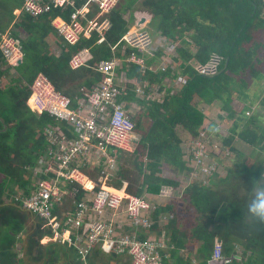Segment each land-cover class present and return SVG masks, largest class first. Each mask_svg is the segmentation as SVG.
Returning <instances> with one entry per match:
<instances>
[{
    "label": "trees",
    "instance_id": "1",
    "mask_svg": "<svg viewBox=\"0 0 264 264\" xmlns=\"http://www.w3.org/2000/svg\"><path fill=\"white\" fill-rule=\"evenodd\" d=\"M84 2L77 0L76 6ZM135 4L154 14L157 29L175 45L173 64L156 67L163 61L164 48L141 50L123 39L131 24L127 14ZM19 7H23V0H0V43L5 29L16 19L11 31L22 39L24 50L23 62L13 65L0 48V80L7 71L16 68L22 83V87L0 86V263L85 264L73 244L52 240L54 234L47 220L33 215L23 207L22 201L16 200L17 196H31L42 179L56 177L53 171H38L43 161L52 158L49 130L60 128L71 138L77 136L72 124L47 112L31 110L28 99L37 75L44 72L57 89L70 95L76 104L84 96L82 88L91 90L103 81L104 74L98 70L97 63L101 59H121L122 64L117 69L128 81L120 100L128 110L131 101L141 105L135 115L131 114L137 121L135 131L141 135L137 149L131 153L110 148L107 154L82 157L81 162L74 160L72 167L80 168L96 182L103 178L107 187L117 193L142 196L145 187L149 192H158L166 182H157L154 174L163 161H171L176 151L179 156L176 164L179 162L186 167L183 155L180 156L181 140L176 127L181 126L192 136H198L205 117L200 102L223 99L224 107L235 111L230 107L233 89L238 85L247 87L248 77L264 78V0H120L111 11L96 19L97 22L103 18L110 20V27L101 32L87 28L88 19H94L99 13L97 6L91 5L87 17H80L87 27L75 43L53 24L58 16L70 21L75 9L72 5L52 4L51 9L40 15L24 9L18 17L15 10ZM101 36L104 39L98 42ZM84 49L90 51L91 57L73 68V56ZM133 52L144 57V68L127 60ZM213 54L220 56L217 71L200 72L197 66L209 62ZM3 65L6 67L2 68ZM168 76L180 82L178 89L165 88L164 79ZM138 85L144 88L143 92L136 89ZM154 90H164L163 96L148 97ZM248 107L250 105L246 104L239 111L230 128L231 134L223 138L224 143L230 145L236 134L256 146L264 142V134L260 135L256 122L257 114L247 115ZM141 114L149 119L145 127L140 121ZM243 121V127L238 130ZM5 126L9 129L1 132ZM173 139L177 145L171 142ZM230 148L234 150L233 146ZM107 156L117 162L116 170L111 169ZM147 169L152 170L151 174H147ZM244 170L246 185L252 188L261 180L264 168L259 166L253 170L244 165ZM104 183L97 184L95 190L106 187ZM61 186L71 190L73 195L68 203H65L68 196L59 200L55 207L57 219L65 205L70 206L67 212H73L77 203L89 195L77 182L68 181ZM261 187L264 188V184ZM189 191L186 193L192 195L193 203L203 211L199 230L206 241L207 254L199 264H264V218L251 211L250 204L246 205L248 196L239 198L212 192L198 182H194ZM6 200L12 201L7 203ZM159 215L160 210H157L155 216ZM156 223L150 230L157 228ZM214 223L219 226L218 232L212 231ZM169 225L172 232L177 230L175 219L170 220ZM86 231L84 226L80 229L81 233ZM217 234L222 240L223 255L231 259H211ZM139 237L147 239L141 233ZM176 237L172 242L178 245ZM116 247L107 242L95 244L87 256L88 264H130V254L117 252ZM163 256L166 255L163 253Z\"/></svg>",
    "mask_w": 264,
    "mask_h": 264
},
{
    "label": "built area",
    "instance_id": "2",
    "mask_svg": "<svg viewBox=\"0 0 264 264\" xmlns=\"http://www.w3.org/2000/svg\"><path fill=\"white\" fill-rule=\"evenodd\" d=\"M119 1L85 0L83 5L76 6L77 0H23V8L34 15H40L51 9L52 4L75 7L70 21L63 17L54 19L57 21L55 25L59 32L75 43L80 39L87 26L89 30L95 28L100 32L109 28L111 25L109 19L103 18L100 22H97L96 19L101 14L111 11L118 5ZM91 5L97 6L99 13L96 18L88 19L86 26L80 17H87ZM162 38L164 39L157 46L151 44L148 49L156 50L158 47H163L166 49V53L171 52V45L165 44L168 42L167 38L161 35ZM103 39L104 36H101L98 42ZM144 39L145 41L150 40L146 32L134 38V40ZM0 48L9 61L24 56L22 39L14 36L12 31L2 34ZM127 60L137 63L143 68L146 66L144 57L134 52L127 57ZM84 62L81 53H76L71 60V65L73 68H77ZM219 62L220 56L215 54L208 63L199 64L197 68L202 73H214L217 71ZM121 64V59L117 57L101 59L97 63V68L104 74L103 81L91 90L82 88L84 96L80 97L76 104L73 103L70 95L58 90L54 82L44 72L37 75L32 85V96L35 102H32L31 108L38 112H47L61 121L72 124L77 136L71 138L60 128L49 130L52 142L50 148L52 158L46 159V163L43 161L44 164L42 163L40 171L44 173L53 171L56 173V177L42 179L37 190L31 196H17L16 200L22 201L23 207L28 211L47 220L53 230L52 240L73 244L81 254L85 264H88L87 256L91 249L99 242L116 244L117 252L127 251L131 257V264H163L162 250L166 245L161 241L143 240L134 234L118 236L113 226L106 223L102 224L98 220L92 222L86 232H80L88 216L99 218L109 209L124 208L132 224L137 227H150L152 223L143 214L149 208V204L143 196L117 193L107 186L95 190L96 183H94L95 186L88 189L83 183L84 177L87 178V181L89 180L88 176L80 168L72 167L74 160L81 162L82 157L86 159L93 154L97 156L107 154L110 148L128 151L134 142L135 121L130 110L126 109L125 103L120 100L128 81L126 75L119 73L117 69ZM137 90L142 92V86L138 85ZM196 152L198 153V155L196 154L197 159H199L201 154L198 150ZM107 158L109 163L114 162L109 156ZM209 168L212 169L208 165L203 171L209 172ZM68 181L77 182L89 192V195L77 203L75 210L67 214L65 222L62 224L57 219L55 207L60 202L59 200L65 196L61 184ZM71 228L75 229V233H71ZM212 257L213 259L225 257L220 244L215 246ZM225 258L229 260V258Z\"/></svg>",
    "mask_w": 264,
    "mask_h": 264
},
{
    "label": "crops",
    "instance_id": "3",
    "mask_svg": "<svg viewBox=\"0 0 264 264\" xmlns=\"http://www.w3.org/2000/svg\"><path fill=\"white\" fill-rule=\"evenodd\" d=\"M136 5L137 4H135L133 10H130L127 14V18L131 19V24L129 26L128 32L125 34L123 39L131 43L132 45L138 46L141 50H144V49L149 50L148 47L151 44L152 46L153 45L157 46L161 42V40H163L164 38L161 39L162 34L156 27L158 23L156 24L154 23L155 21L154 14L150 12L149 10H146L143 8L140 9ZM23 10H24L23 7H19L15 10V14L19 17L21 13L23 12ZM60 17L61 16H58L57 18H60ZM15 21L16 19L13 21V23L10 26H8L5 29V32L12 30L13 24ZM56 22L57 21L53 20L54 25L56 24ZM143 32L147 33L148 38L150 40L148 41H145V39L144 40H134V38H137L139 34ZM171 46L173 45L171 44ZM165 51L166 49L164 48L163 57H166L167 55L166 58L168 59L170 55L169 54L170 51L168 53H166ZM81 55L85 61L91 57V53L88 49H84L81 52ZM19 60L20 59H15V60L10 61V63L13 65H19L18 63ZM1 67L5 68L6 65H3ZM176 82L178 83L179 81L176 80ZM0 86L3 88H7L9 86L22 87V83L19 80L18 70L16 68H13L10 71H7L5 75L2 76V79L0 80ZM179 87H180V83L179 85L175 87V89H178ZM150 96L155 97L159 95H158V92H155L154 90L148 94V97ZM33 101L34 99H33V96L31 95L30 98L28 99V104L30 108H31ZM128 108L130 110V113L135 115L141 108V105L135 101H131L129 102ZM31 110L34 113H41V112L33 110L32 108ZM139 116H141L140 121L143 124V126L144 127L147 126L148 125L147 123L149 122L148 116L145 114H141ZM134 121L136 125V122H137L136 119ZM8 129L9 127L5 126L4 130H1V132L7 131ZM213 130L214 129H211V132H213ZM214 132L217 133L216 130H214ZM133 136H134V142L131 144L130 149L128 150L131 153H133L137 149V145L141 138V135L138 134L136 131ZM190 148H191V142H189V149H185V150L181 149V152H180V156L181 154L183 155L182 160L183 162L186 163L185 164L186 167H183L182 165H180L179 162H177L178 165L176 164V161L178 160L177 157L179 156L177 152L175 151L173 153L174 156L171 161L165 160L164 163H161V165H159L158 168L155 170L156 173L154 174V176L157 182H161V180H164V182H166L159 188L158 192H153V193L149 192L147 190V187H145V191L142 196L148 202L149 208L145 210L143 214L146 218H148L152 222L151 225H154L157 222L156 223L157 228L155 230H150L151 226L150 227L134 226L131 220L129 219L124 208H119L117 210H114V209L106 210L103 213V215H101L99 218L88 216L85 220L84 227L89 228L92 222L98 220L102 224L106 223V224L113 226L118 236H131L134 234L138 238H140L139 234L141 233V235L146 237L147 239L158 240L166 245L165 248L162 250V253L166 255L164 258L163 264H178V263H185V264H196L197 263L199 264L207 254L206 241L202 239L201 231L199 230L200 217L198 216V214L196 216H193L192 223L189 222V219H188V217L192 214H189V215L187 214V213H192L197 208V205L193 203L194 200H192V195L188 194L190 193L189 190L194 182L191 180L183 181V178H181V174L184 173V171L187 170L190 173H194L195 171L194 172L192 171L196 170L192 162V159H191L193 158V154L190 151ZM107 162L109 163V159ZM167 162H169V164ZM110 164H112L111 169L116 170L117 162H115V165H114V162ZM40 170H41V167H39L38 171ZM146 171H149L148 173L146 172L147 174H151L152 170L147 169ZM133 176L137 178L135 173L133 174ZM230 176L231 175L228 173L226 176L217 180L214 174L208 177L209 178L208 181L216 185L217 186L216 189L219 190L220 189L219 187L222 188V185L232 184V180ZM194 177L195 176H192L191 178L195 180ZM88 178L90 182L92 180L96 184H98L99 181L103 180V178L100 177L98 181L96 182L90 176H88ZM261 184H264V183H258L252 188H248V186L246 185L249 192H246L245 196L253 194V192L255 193V190H257V192H259L260 194L256 196L263 197V200H260L259 197H256V196L254 197L253 200L255 202L264 201V188L261 187ZM90 185L91 184L88 183V186ZM232 188H234L239 193H240V190L242 189V187H232ZM186 190H188V193H186ZM64 191H65L64 195L68 196L66 198L65 203H68L70 201L69 198H71L73 195V192H71V190L66 189V188H64ZM222 191H225L224 195H230L232 197H236V196L239 197L238 196L239 194L237 192H229V189L226 190V188H222ZM245 196L242 195L239 198H244ZM248 200L247 201L245 200L246 205L250 204ZM8 201L9 202L7 203H10L12 200H8ZM69 209H70V206H66V205L65 207L61 209L60 218L58 220L62 224H64L66 220V216L69 213L67 211ZM157 210H160V215L156 217L155 213ZM172 219L176 220L177 230L175 232H172V230L170 229V225L168 224L170 220ZM218 229H219V226H217L216 223H214V227L212 228V231L218 232L219 231ZM70 230H71V233H75L74 228H71ZM219 235L220 234H217L214 239V247L212 248L213 251L217 244H220L222 246V240L220 239ZM175 237H176V241L178 245L172 242V239H174ZM211 259H213L212 255H211Z\"/></svg>",
    "mask_w": 264,
    "mask_h": 264
},
{
    "label": "rangeland",
    "instance_id": "4",
    "mask_svg": "<svg viewBox=\"0 0 264 264\" xmlns=\"http://www.w3.org/2000/svg\"><path fill=\"white\" fill-rule=\"evenodd\" d=\"M262 15L264 16V8ZM165 44L168 46L171 45L169 41ZM171 47L172 51L169 53V58H166L167 55L166 57L162 56L163 61H160V63L156 67L162 68L168 63H172V56H174L173 51H175V45ZM262 57H264V55ZM259 79L260 78L253 80L251 77H248L247 87H241V85L236 86L235 84L236 87L233 89L234 96L232 97V101H230V107H232L233 110L235 108V111H230L229 109L224 107L225 102L223 99H215L210 103L205 101L200 102L199 107L203 109L205 117L198 136H192L181 126L176 127L177 135L181 140V143L179 145L180 148L184 150L189 149V142H191L190 151L193 154V158L191 159L196 169L192 171H195L194 173H190L187 170L184 171V173L181 174V178H183V181L191 180L193 182H198L206 187H211V191L222 192L223 194H225V191H222V188H226V190L229 189V192H237L232 187H242L240 193L237 192L239 194V197H241L242 195L245 196V193L249 192L246 187L247 173L244 170V165L253 168V170H257L259 166L264 168V148H262L264 142L260 143L259 146H256L249 143L248 141H245L242 137L239 136V134H236L235 138L231 140V144L229 145L224 143L223 138H226L229 134H231L230 128L231 126H233L235 119L238 118L239 111H241L242 108L244 109L246 104H249L250 107L246 109L245 113L247 115L257 114L256 122L260 126L259 133L260 135L264 134V78L260 80ZM179 83L180 82L177 83L176 79L171 76H168L164 79L165 88L172 87L174 89L177 85H179ZM164 90L161 92L158 91L160 98L163 96ZM224 97L226 96L224 95ZM243 124L244 121L239 124L238 130L243 127ZM211 129L216 130L217 133H215L214 130L213 132H211ZM171 142L174 145H177L175 139L171 140ZM231 146L234 147V150L230 148ZM197 150L199 151V154H201L199 159H197ZM167 163L169 164V162ZM208 165L212 169L209 168V172H204L203 169L207 168ZM228 173L231 175L230 177L232 180V184L222 185V188L219 187L221 191L220 189H216V185L208 181V177H210L211 175L215 174L218 180L226 176ZM192 176H195V180L191 178ZM91 182L89 180L87 181V178L84 177L83 183L87 186L88 189L92 188V186H95L92 180ZM259 182L264 183V170L262 178ZM88 183H90L91 185L88 186ZM258 194L260 193L255 190V193L253 192V194L248 195V202L251 205H253L254 203H259V201L255 202L253 200L254 197ZM259 199L263 200V197H259ZM6 201L9 202L8 200ZM202 213L203 211L199 210L198 207L192 213H187L188 215L192 214L188 217L189 222L192 223L193 216H196L198 214V216L200 217Z\"/></svg>",
    "mask_w": 264,
    "mask_h": 264
},
{
    "label": "clouds",
    "instance_id": "5",
    "mask_svg": "<svg viewBox=\"0 0 264 264\" xmlns=\"http://www.w3.org/2000/svg\"><path fill=\"white\" fill-rule=\"evenodd\" d=\"M250 210L253 211L256 215H259L261 218H264V201L254 203L250 206Z\"/></svg>",
    "mask_w": 264,
    "mask_h": 264
},
{
    "label": "water",
    "instance_id": "6",
    "mask_svg": "<svg viewBox=\"0 0 264 264\" xmlns=\"http://www.w3.org/2000/svg\"><path fill=\"white\" fill-rule=\"evenodd\" d=\"M22 62H23V57L20 58V60L18 61V63L20 64V63H22ZM103 181H104V180L99 181L98 184H100V183L103 184V183H104ZM104 184H105V186H108V184H106V183H104ZM108 187H109V186H108ZM32 214L34 215L33 212H32Z\"/></svg>",
    "mask_w": 264,
    "mask_h": 264
}]
</instances>
